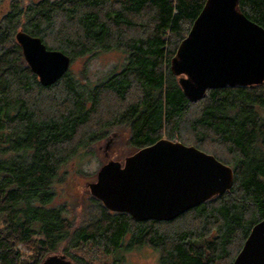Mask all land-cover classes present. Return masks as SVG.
Wrapping results in <instances>:
<instances>
[{
    "label": "trees",
    "instance_id": "trees-1",
    "mask_svg": "<svg viewBox=\"0 0 264 264\" xmlns=\"http://www.w3.org/2000/svg\"><path fill=\"white\" fill-rule=\"evenodd\" d=\"M4 0H0V5ZM205 0L9 1L0 10V264H39L91 247L114 255L148 245L158 264H232L250 229L264 219V81L208 89L190 102L169 67ZM264 28V0H238ZM38 36L71 62L103 51L124 53L100 84L68 71L42 86L16 42ZM126 122L137 151L165 138L212 154L233 184L169 221L134 220L92 197L96 216L74 228L57 186L63 165L97 133ZM134 151V152H135ZM133 152V153H134ZM20 244L29 256L15 249Z\"/></svg>",
    "mask_w": 264,
    "mask_h": 264
},
{
    "label": "water",
    "instance_id": "water-1",
    "mask_svg": "<svg viewBox=\"0 0 264 264\" xmlns=\"http://www.w3.org/2000/svg\"><path fill=\"white\" fill-rule=\"evenodd\" d=\"M15 39L42 86L68 71L70 57L48 49L38 36L19 30ZM169 67L190 102L202 99L208 89L261 84L264 28L240 11L238 0H205ZM232 184V169L212 154L161 138L122 164L109 160L101 165L88 188L109 211L128 213L137 221H169L224 194ZM39 264L78 263L56 253ZM232 264H264V219L252 226Z\"/></svg>",
    "mask_w": 264,
    "mask_h": 264
},
{
    "label": "rangeland",
    "instance_id": "rangeland-1",
    "mask_svg": "<svg viewBox=\"0 0 264 264\" xmlns=\"http://www.w3.org/2000/svg\"><path fill=\"white\" fill-rule=\"evenodd\" d=\"M11 0H4L0 10L7 6ZM26 5L35 0H15ZM124 53L116 50L103 51L95 57H79L70 63V74L79 83L94 86L100 84L123 61ZM92 142L79 147L76 153L63 165L64 180L57 186L58 198L66 205L67 214L73 220L74 228L83 227L88 223L89 217L96 216L95 205L89 192L88 184L96 180V173L101 165L109 160L124 162L126 156L131 155L135 149L129 144L130 130L125 123H117L97 133ZM24 252V257L30 252L26 247H17ZM82 256L84 262L93 264H158L159 252L148 245L132 246L121 249L118 261L114 255L106 254L100 250L93 252L91 247H82L73 251ZM227 264V263H226Z\"/></svg>",
    "mask_w": 264,
    "mask_h": 264
},
{
    "label": "built area",
    "instance_id": "built-area-1",
    "mask_svg": "<svg viewBox=\"0 0 264 264\" xmlns=\"http://www.w3.org/2000/svg\"><path fill=\"white\" fill-rule=\"evenodd\" d=\"M21 245L20 244H18V245H16L15 246V249H17V247H20ZM23 247V246H22ZM17 250H19V249H17ZM21 251V250H20ZM21 252H23V251H21ZM24 253V252H23Z\"/></svg>",
    "mask_w": 264,
    "mask_h": 264
},
{
    "label": "flooded vegetation",
    "instance_id": "flooded-vegetation-1",
    "mask_svg": "<svg viewBox=\"0 0 264 264\" xmlns=\"http://www.w3.org/2000/svg\"><path fill=\"white\" fill-rule=\"evenodd\" d=\"M126 124V122H124Z\"/></svg>",
    "mask_w": 264,
    "mask_h": 264
}]
</instances>
